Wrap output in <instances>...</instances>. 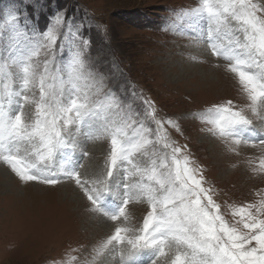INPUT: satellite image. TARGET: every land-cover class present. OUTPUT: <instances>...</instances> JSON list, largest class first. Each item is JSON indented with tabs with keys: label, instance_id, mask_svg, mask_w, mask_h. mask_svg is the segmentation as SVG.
I'll list each match as a JSON object with an SVG mask.
<instances>
[{
	"label": "rangeland",
	"instance_id": "374dc122",
	"mask_svg": "<svg viewBox=\"0 0 264 264\" xmlns=\"http://www.w3.org/2000/svg\"><path fill=\"white\" fill-rule=\"evenodd\" d=\"M253 2L264 6V0ZM201 6L202 0H0V100L10 114L20 111L21 97L13 95L9 104L7 95L23 91L18 57L38 50L32 57L36 86L26 93L38 99L45 62L66 75L71 59L81 53L85 74L95 78L88 86L102 83L100 97L110 94L119 103L110 111L135 121V128H150L154 140L166 133L174 146L183 149L179 156H188L191 166L201 170L203 186L211 189L220 214L242 229L232 213L257 203V193L264 195V172L259 168L264 147L221 136L213 121L217 109L231 101L234 110L253 121L255 132L242 131L241 136L258 139L264 135V102L253 113L247 92L229 70L225 75L231 79L223 80L222 88L213 86L220 82L215 71L219 61L227 69L230 62L212 55L207 15L190 14ZM58 14L65 18L60 26L55 25ZM257 14L264 17V12ZM232 25L230 35L242 38L235 21ZM49 28L56 34L51 51L44 47ZM215 42L227 46L229 36L221 35ZM145 101L152 102L155 116ZM23 111L32 117L34 104L25 103ZM127 131L131 134L132 129ZM73 135L76 146L60 152L42 173L60 180L55 186L22 182L0 153V264H150L155 249L129 258L127 240L108 244L117 227L129 229L127 238L142 234L150 210L146 198L132 200L124 217L111 219L125 198L122 185L131 166L118 165L111 191L103 193V211H96L85 188L101 187L93 181L104 178L111 136L102 131L100 121ZM170 153L161 142L149 145L147 155L137 154L133 160L150 168L153 159L159 162L165 154L170 160ZM19 155L26 163H38L31 151L22 149ZM73 171H79L84 187L67 175ZM143 182L151 183L146 178ZM164 250L166 255L157 264H171L177 246L170 244Z\"/></svg>",
	"mask_w": 264,
	"mask_h": 264
},
{
	"label": "snow or ice",
	"instance_id": "6c2138e0",
	"mask_svg": "<svg viewBox=\"0 0 264 264\" xmlns=\"http://www.w3.org/2000/svg\"><path fill=\"white\" fill-rule=\"evenodd\" d=\"M259 12H264V6L253 0H202V6L190 13L207 15L208 36L213 41L210 45L212 55L230 62L228 70L238 77L247 92L253 113L257 112L256 106L264 102V17L259 16ZM232 21H235V30L243 34L242 38L230 35L234 28ZM64 23L65 18L58 14L55 25ZM221 35L229 36L227 46L215 42ZM46 40L48 43L44 47L51 51L56 42L53 28L46 31ZM37 54L38 50L16 59L22 69L23 91H9L7 95L9 104L13 95L21 97L20 111L10 114L0 100V153H4V161L22 182L49 186L60 183L42 173L60 152L76 146L73 132L79 133L82 127L91 128L94 122L100 121L102 131L111 136V148L104 178L93 181V185L98 183L101 187L85 188L88 200L96 211H103V193L111 191L110 182L118 165L123 167L126 163L131 170L127 171L122 185L125 198L111 214V219L116 221L124 217L132 200L146 198L150 207L143 221L142 234L127 238L125 233L129 229L117 227L108 244H124L127 240L131 246L129 258L155 249L156 258L150 264H157V259L166 255L164 249L170 244L177 246L171 264H264V195L257 193L260 196L257 203L233 210L232 215L239 217L236 224L242 225V229L230 225L220 214V205L214 201L211 189L203 186L201 170L191 166L188 156H179L183 151L181 147L174 146L175 142L169 141L166 133L164 137L157 135L154 140L150 128L143 125L135 128V121L119 118V113L111 112L119 103L110 94L106 99L100 97L102 83L88 86L87 82L95 78L85 74L81 53L77 52L71 59L66 75L58 68H50L46 61L39 75L38 99L26 94L36 86L38 74L32 57ZM25 103L34 104L32 117L23 111ZM145 103L151 110L149 114L155 116L152 102ZM217 113L213 122L221 136H236L237 143L243 139L253 147H264V135L258 139L241 136L242 131L255 132L253 121L234 110L231 101L219 107ZM261 119L264 120V115ZM157 125L163 127V122L157 121ZM129 128L131 134L127 131ZM161 142L163 149H171L170 160L165 154L159 162L153 159L150 168H141L133 160L137 154L147 155L149 145ZM22 149L31 151L38 163H26L19 155ZM259 168L264 172V159ZM67 175L84 187L79 171ZM132 177L139 179L133 181ZM145 178L151 183H144ZM182 248L190 251H181Z\"/></svg>",
	"mask_w": 264,
	"mask_h": 264
},
{
	"label": "bare ground",
	"instance_id": "6f19581e",
	"mask_svg": "<svg viewBox=\"0 0 264 264\" xmlns=\"http://www.w3.org/2000/svg\"><path fill=\"white\" fill-rule=\"evenodd\" d=\"M216 62V61H215ZM219 68H217L215 71H216V74L218 75V77L217 78H220L219 80H220V82H219V84H217V85H214V83H218V82H215L214 81V83H213V86H216V87H218V88H222V81L224 80V81H226V80H228L229 81V79H231L230 77H228L227 75H225V74H228V69L226 68L227 66L225 65V64H222L220 61H219ZM214 67V66H213ZM212 68V67H211ZM220 73V74H219ZM204 76V75H203ZM224 76V77H223ZM208 82V81H207ZM239 87V86H238ZM222 90V89H221ZM234 90V89H233ZM234 92V91H233ZM232 92V93H233ZM236 92H234V94L233 95H237V94H235ZM257 107V106H256ZM260 107V106H259ZM248 110V109H247ZM62 189V188H61ZM66 190V189H65ZM64 192V191H63ZM101 248V247H100ZM93 250V249H92ZM95 251H96V248H95ZM91 253H94V252H91Z\"/></svg>",
	"mask_w": 264,
	"mask_h": 264
}]
</instances>
